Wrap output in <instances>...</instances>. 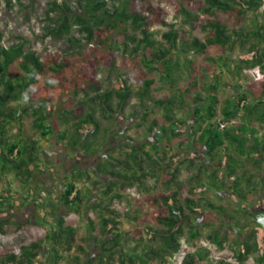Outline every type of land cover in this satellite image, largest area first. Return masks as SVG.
<instances>
[{
	"label": "trees",
	"instance_id": "1",
	"mask_svg": "<svg viewBox=\"0 0 264 264\" xmlns=\"http://www.w3.org/2000/svg\"><path fill=\"white\" fill-rule=\"evenodd\" d=\"M73 1L74 6L72 0H47L44 9V34L69 43L62 55L48 54L41 60L34 51L22 50L23 41L4 46L0 32V210L12 208L14 198L28 200L14 187L16 181L27 187L36 171L48 168L41 156L42 141H58L92 155L105 140L98 144L94 139L100 129L96 112L113 118L134 96L144 119L153 108L161 113L148 120L149 139L138 146L128 144L124 157L109 155L94 169L74 166L62 184L59 199L66 213L81 216L100 245L88 264H113L120 245L115 232L119 218L140 222L142 212L154 225L143 226L140 253H125L130 264H167L181 247L185 227L196 237L199 221L206 224L219 215L243 234L233 240L236 263L264 264V227L256 220L264 211L229 210L204 195L208 186L219 189L228 183L230 194L248 202L257 178L239 174L238 160L251 159L256 172L264 167V132L257 136L264 125V34L260 27H244L248 14L264 0H170L183 23L202 36L185 35L168 24L163 9L150 0ZM128 1L138 8H129ZM152 25L169 26L160 41L152 38ZM261 26L264 29V23ZM74 27L80 37L72 34ZM235 47L244 49L237 58L229 54ZM115 50L135 69L140 86L132 88L118 74V88L103 87L97 76L102 64L114 65ZM188 55L195 60H187ZM16 59L20 73L11 76L8 71ZM253 67L260 77L250 74ZM152 72L171 88L162 98H152ZM224 79L235 91L221 100ZM80 94L83 97L75 100ZM60 105L61 111L55 108ZM218 120L226 126L220 128ZM183 170L188 176L181 180ZM150 180L162 189L150 193L145 186ZM132 187L146 192L144 198L129 196ZM124 200L132 201L128 210L114 208L115 201ZM91 212L97 213V220ZM50 224L41 239L21 245L18 253L0 252V264H64L65 258V264L77 262L78 255L71 253L77 228L61 215ZM19 229L16 222L0 219L1 234ZM208 237L222 247L224 237L214 228ZM76 249L83 251L78 245ZM250 258L253 262L247 263ZM202 259L199 251L187 252L182 264H202ZM118 261L125 263L123 254ZM218 264L231 263L221 259Z\"/></svg>",
	"mask_w": 264,
	"mask_h": 264
},
{
	"label": "rangeland",
	"instance_id": "2",
	"mask_svg": "<svg viewBox=\"0 0 264 264\" xmlns=\"http://www.w3.org/2000/svg\"><path fill=\"white\" fill-rule=\"evenodd\" d=\"M46 2L47 0H35V2H32V0H0L1 43L9 47L17 44L19 41H23L22 50L24 52L34 51L41 60L48 54L62 55L69 51V43L64 37L58 38L44 34V9ZM150 2L154 6H159L163 9L165 21L168 24H173L174 28L184 30L185 35L198 34L202 36L198 29L194 28V30H191L188 25L183 23L181 16L176 13L175 5L172 1L150 0ZM72 5H75L73 0ZM127 5L131 9L138 8V3L134 1H128ZM263 23L264 3L256 12L248 14L244 27L246 29L260 27V31L264 34V29L261 26ZM168 29L169 26L167 25H152L150 27V31L153 32L152 38L160 41L162 33ZM72 34L76 37L81 36L77 27L73 28ZM137 36L139 35L137 34ZM242 52H244V49L235 47L229 54L233 58H237ZM114 55V65L109 67L108 64L104 63L98 73L97 77L101 80L103 87L108 89L118 88V74L132 88L140 86L141 81L135 78V69L132 68L129 61L124 59L123 55L118 53L117 50L114 51ZM186 58L187 60H195L194 55H188ZM18 61L19 59H16L10 66L9 75L15 76L20 73ZM182 65L186 66L185 63H182ZM183 69L187 70L185 67ZM250 74L255 77H260L261 75L258 67L251 68ZM149 76L155 78L152 88V98L164 97L171 88L166 86L156 73L152 72ZM234 91L233 84L224 79L219 93L221 100L228 97ZM82 97L83 94H80L75 100ZM150 101L149 105H152ZM115 103L116 100L113 101V107ZM139 107V100L133 96L116 111L113 118L102 117L99 112H96L95 115L99 118L100 129L94 139L98 141V144L103 137L105 140L103 144L97 145V151L92 155L84 154L83 149L69 147L58 141H42L41 156L49 163L48 168L42 172L36 171L31 184L27 187L22 188V183L16 181L14 187H20L19 191L27 195L28 200L19 201L17 198H14L12 208L0 210L1 220L8 219L20 225V229L17 232L0 233L1 253L10 251L18 253L21 245L41 239L48 230V227H50V223H53L54 219L60 215L64 217L66 224L77 228L74 249L71 252L78 255V261L74 264H88V260L95 257L101 251L100 245L93 239L92 233L89 232L87 224L82 217L73 212L66 213V208L60 203L59 197L62 184L74 166L82 169H94L98 161L108 159L109 155L124 157V152L128 150L126 149L128 148V144L138 146L140 143L148 140L149 137L146 133L148 120L154 115L160 117L161 113L156 108H153L152 112H149L147 118L144 119ZM55 108L59 111L62 110L61 105L55 106ZM25 127L30 133L29 118L25 119ZM263 132L264 125L259 128L257 136ZM251 161V159L240 158L238 160L240 167L237 170L239 174H243V177L248 173H253L257 178V187L248 193V202L237 199L233 193L230 194L231 186L227 185L228 183H225L219 189L208 186L204 191V195L218 204H223L229 210L245 208L247 212L257 213L264 211V167L262 165V168L256 172L254 167L250 165ZM187 176V171L183 170L180 179L184 180ZM8 177L11 178V176ZM204 178L208 179L207 174H204ZM145 186L148 187L150 193H157L162 189L161 184L156 180L146 181ZM128 192L129 196L140 200L146 195V192L136 187L128 189ZM131 202L129 200L115 201L113 206L117 210L121 208L128 210ZM146 205L147 203L144 204V206ZM89 216L93 220H97L98 218L95 212H91ZM139 216L141 217L140 222L130 221L125 216L119 218V224L115 232L120 236V245L115 248L116 252L113 257V264H121L118 261V257L121 254L125 258L124 264H130L125 253L133 257L137 253H140L144 243V240L140 239L143 226L146 224L154 225V223L150 221L149 217L145 219L143 212ZM199 222L201 225L194 230V232H197L196 237L191 236L188 227L184 228V233L180 239L181 247L179 251L168 257L166 263L182 264V257L185 253L192 252L196 254L199 251L203 254L202 264H218V261L221 259L231 264H237L233 255V250L237 246L233 240L243 237V234H238L236 229L227 224L220 215L209 223ZM212 228L218 231L222 238L224 237L222 247H218L215 242L209 239L208 235L211 233ZM110 237L108 236V238ZM100 243H102V240ZM77 245L81 246L83 251L76 249ZM251 262H253V258L247 261V263ZM65 263L66 258L64 260ZM133 264H137V262Z\"/></svg>",
	"mask_w": 264,
	"mask_h": 264
},
{
	"label": "water",
	"instance_id": "3",
	"mask_svg": "<svg viewBox=\"0 0 264 264\" xmlns=\"http://www.w3.org/2000/svg\"><path fill=\"white\" fill-rule=\"evenodd\" d=\"M256 220L259 224H261L264 227V214H258L256 216Z\"/></svg>",
	"mask_w": 264,
	"mask_h": 264
},
{
	"label": "built area",
	"instance_id": "4",
	"mask_svg": "<svg viewBox=\"0 0 264 264\" xmlns=\"http://www.w3.org/2000/svg\"><path fill=\"white\" fill-rule=\"evenodd\" d=\"M261 76V75H260ZM218 126L220 127V128H224L225 126H226V123L225 122H222V121H220V120H218Z\"/></svg>",
	"mask_w": 264,
	"mask_h": 264
},
{
	"label": "flooded vegetation",
	"instance_id": "5",
	"mask_svg": "<svg viewBox=\"0 0 264 264\" xmlns=\"http://www.w3.org/2000/svg\"><path fill=\"white\" fill-rule=\"evenodd\" d=\"M260 214H264V213H260Z\"/></svg>",
	"mask_w": 264,
	"mask_h": 264
}]
</instances>
